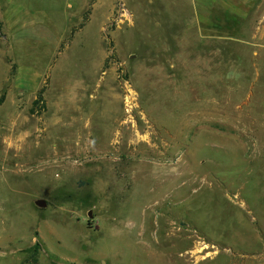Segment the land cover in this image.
Returning <instances> with one entry per match:
<instances>
[{"label":"rangeland","instance_id":"1","mask_svg":"<svg viewBox=\"0 0 264 264\" xmlns=\"http://www.w3.org/2000/svg\"><path fill=\"white\" fill-rule=\"evenodd\" d=\"M8 1L0 264H264V0Z\"/></svg>","mask_w":264,"mask_h":264},{"label":"crops","instance_id":"2","mask_svg":"<svg viewBox=\"0 0 264 264\" xmlns=\"http://www.w3.org/2000/svg\"><path fill=\"white\" fill-rule=\"evenodd\" d=\"M14 1L15 0H12V9H15V8H17L16 7V5H14ZM90 1L91 0H80V2H82L83 4H82V8H83V10L86 8V7H88V5H89V3H90ZM244 1H248V0H244ZM9 3H11V0L10 1H8ZM213 2H217L216 4L218 5V6H220L221 8H224V9H230L231 8V4H230V0H213ZM91 8H92V10H91V13L89 14V16H88V19H89V17H92V18H94L95 16H96V14L97 13H102V12H104L105 10H107V13H106V23L109 21V19H110V15H111V10H110V7H109V4H108V0H94L93 1V4L91 5ZM80 14V12H77L76 13V18L78 17V15ZM17 21L16 22H14V23H18L20 20L17 18L16 19ZM76 24H79V22L78 23H76ZM83 24H85V22L83 23ZM73 25V28H72V30H80V29H82V28H76L74 25L75 24H72Z\"/></svg>","mask_w":264,"mask_h":264},{"label":"water","instance_id":"3","mask_svg":"<svg viewBox=\"0 0 264 264\" xmlns=\"http://www.w3.org/2000/svg\"><path fill=\"white\" fill-rule=\"evenodd\" d=\"M36 205L40 208H46L48 204L45 200H39L36 202Z\"/></svg>","mask_w":264,"mask_h":264}]
</instances>
